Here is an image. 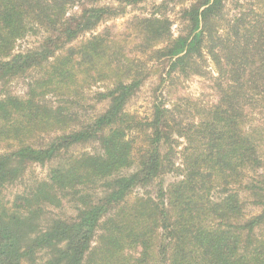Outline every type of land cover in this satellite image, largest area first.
<instances>
[{
	"label": "trees",
	"instance_id": "obj_1",
	"mask_svg": "<svg viewBox=\"0 0 264 264\" xmlns=\"http://www.w3.org/2000/svg\"><path fill=\"white\" fill-rule=\"evenodd\" d=\"M145 2L0 0V83L40 74L0 97V264H264V0H191L175 36L157 12L125 35L105 24ZM154 65L208 78L216 101L154 102L136 118L126 106ZM94 85L106 108L82 121ZM33 166L45 179L4 202ZM168 172L179 179L156 197L130 198ZM63 202L72 216L53 214Z\"/></svg>",
	"mask_w": 264,
	"mask_h": 264
},
{
	"label": "rangeland",
	"instance_id": "obj_2",
	"mask_svg": "<svg viewBox=\"0 0 264 264\" xmlns=\"http://www.w3.org/2000/svg\"><path fill=\"white\" fill-rule=\"evenodd\" d=\"M109 0H101L102 3L108 2ZM191 2V0H146L145 3H142L136 7H129L126 9L124 16L117 17L113 21H109L105 24L114 26L117 32H121L123 35L128 34L126 30L128 26L127 20H130L133 16H147L152 13L157 14H166L169 20L172 21V32L174 36L177 34V17L178 12L181 7H186ZM103 27V26H102ZM99 28V30L102 29ZM43 33L36 31V33L28 34L23 39L19 40L16 44L15 50L24 51L30 48H33L37 45L38 41L41 39ZM89 34H86L84 37H88ZM130 49L135 51V45L131 44L128 46ZM135 54V53H134ZM141 61H146L147 56H139ZM151 63H148V66ZM207 71H210L211 74H214V68L210 61L208 60L204 64ZM167 68L163 70V67L160 66L157 68L156 65L151 68V75L146 78L143 84L140 86L138 91L134 93L135 95L131 98L126 106V110L133 114L138 119H144L150 115L151 107L154 102H164L167 103V106H170L172 103L177 102L184 106L185 100L195 101L199 106H210L216 101L215 92L209 83V79L206 77L192 76L190 78H183L177 75H171L170 78H167L165 72ZM158 72V73H156ZM161 73V74H160ZM163 74V75H162ZM40 74L37 71H31L26 74V76L17 77L11 79L9 82L0 83V97L4 94H12L15 96H23L27 84L31 78H37ZM163 76L162 80L159 76ZM103 90L101 85H94L90 88H86L83 91L84 100L81 101L80 105H76L75 109L82 115L80 118L83 120L91 119L101 114L106 108V103H97L94 100V93L97 91ZM57 101V99L52 98V101ZM58 102V101H57ZM181 142V140H180ZM182 144L176 148L174 163L175 167L181 166V149ZM3 151L0 149V152ZM96 152L98 151V146L96 144L85 145L82 147L76 148V152ZM48 171V166L40 167L33 166L27 173L25 181L22 184H17L16 186L7 187L2 192V198L4 202L12 201L13 196L17 193L23 192L26 190L27 186L32 183L34 180L45 179V176ZM179 173L177 172H168L162 175L160 178L156 179L151 185L145 188H137L134 190L130 198L136 196H151L156 197L157 191L160 187L167 188L169 184L175 182L179 179ZM9 205V204H8ZM248 213H256L255 209H252L250 206L246 210ZM53 214L59 217H70L74 214L73 206L67 202H63L62 207L59 209L53 210Z\"/></svg>",
	"mask_w": 264,
	"mask_h": 264
}]
</instances>
